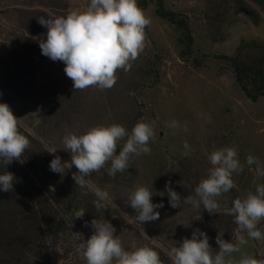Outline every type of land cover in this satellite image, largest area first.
<instances>
[{
  "label": "rangeland",
  "instance_id": "obj_1",
  "mask_svg": "<svg viewBox=\"0 0 264 264\" xmlns=\"http://www.w3.org/2000/svg\"><path fill=\"white\" fill-rule=\"evenodd\" d=\"M87 3L0 0V103L10 107L20 127L45 149L58 148L53 155H58L62 163L71 160L62 143L69 132L79 135L92 126L112 123L130 132L138 121H156L157 137L149 145L150 154L132 157L129 169L117 173L114 179L102 169L90 177V182L109 192L113 204L101 219L115 227L114 234L126 249L154 246L156 242L165 248L179 246L184 238H190L194 220L209 213L183 202L180 208L170 207L166 182L182 198L192 195L191 189L179 182L198 183L211 167L208 154L223 146H235L241 162L251 154L264 166V95L255 101L247 97L227 59L236 54L241 42L264 44V10L254 0H137L151 24L145 29V49L131 70L118 72V80L109 90L92 87L74 91L64 63L41 53L39 41L46 39L47 28L38 18L83 10ZM240 4L258 14V21L253 22ZM158 10L173 12L188 31L160 17ZM173 120L179 124L176 129L167 127ZM185 141L193 149L188 156L184 155ZM255 167L245 166L240 175L234 176L237 187L219 198L218 213L231 206L233 195L243 198L247 192H254V180L264 183V178L255 176ZM70 170L77 171L75 166ZM136 185L152 188V202L164 204L157 209L159 220L142 225L144 232L128 224L135 211L126 201ZM161 192L163 196L158 194ZM67 218L76 220L72 214ZM187 222L188 227L178 224ZM258 227L264 232V221ZM92 231L73 224L71 227V232L82 233L85 239ZM238 231L236 225L233 242ZM62 246L57 244V250ZM157 251L165 264L167 255ZM232 255L237 260L241 255L264 260V241L249 240L241 252ZM52 264L86 262L75 248L65 260L55 257Z\"/></svg>",
  "mask_w": 264,
  "mask_h": 264
},
{
  "label": "clouds",
  "instance_id": "obj_2",
  "mask_svg": "<svg viewBox=\"0 0 264 264\" xmlns=\"http://www.w3.org/2000/svg\"><path fill=\"white\" fill-rule=\"evenodd\" d=\"M38 22L47 28L46 39L39 41L41 53L54 62L64 63V72L72 80L74 91L92 87L105 91L115 86L117 73L130 71L133 62L144 51L145 29L151 24V19L138 6L137 0H88L83 10H71L52 18L40 17ZM207 122L211 123V117ZM155 124L156 121H138L130 132L118 123L95 125L79 135L69 132L63 136L62 143L71 160L62 163L56 155L49 168L63 176L75 166L77 171L71 174L75 185L83 190L84 195L91 191L95 197L92 201L95 211L104 212L113 201L107 190L90 182V177L104 169L114 179L117 173L129 169L132 157L150 154L152 149L149 145L157 137ZM167 127L176 129L179 124L173 120ZM184 131H187L186 126ZM30 147L31 140L21 131L18 118L6 103H0V166L13 161L23 164L24 154ZM183 147L185 156L193 151L187 141ZM57 149L46 147L45 150L53 154ZM207 159L211 167L198 183L179 182L190 188L192 195L182 198L166 182L170 207L180 208L183 202L212 215L221 207L219 198L237 187L234 176L240 175L245 166L251 169L255 165V176L264 178V166L259 159L249 154L241 162L235 146L216 148ZM14 181L13 173L3 172L0 174V190L12 191ZM253 187L254 192L249 191L245 197L233 199L231 206L224 207L223 213L233 217L239 231L233 242L226 241L224 232L219 230L215 237L218 245L215 251L209 244L208 235L198 228L193 229L191 238H184L179 246L165 248L156 242L154 246L126 249L114 234L115 227L108 220L97 218L90 222L93 231L87 239L82 233L71 232L72 239L86 264H163L157 249L165 252L171 264H264V260L251 255H241L238 260L232 255L241 252L249 240L264 241V232L258 227L264 221V183L254 180ZM158 194L164 195L163 192ZM152 195V188L144 185H136L128 193L126 205L135 211V215L129 216L128 224L142 232L143 224L159 220L157 209L164 207L163 202L153 203ZM85 211L78 209L72 216L82 219ZM178 224L189 226V222ZM85 226H89L88 222Z\"/></svg>",
  "mask_w": 264,
  "mask_h": 264
},
{
  "label": "trees",
  "instance_id": "obj_3",
  "mask_svg": "<svg viewBox=\"0 0 264 264\" xmlns=\"http://www.w3.org/2000/svg\"><path fill=\"white\" fill-rule=\"evenodd\" d=\"M254 1L264 10V0ZM240 8L253 22L258 21V14H253L242 4ZM157 13L188 31L185 22L175 19L173 12L158 10ZM227 59L237 85L247 97L255 101L264 95V44L241 42L236 54ZM20 129L31 140V147L24 154L25 162L13 161L0 166V174L7 171L15 177L12 191L0 190V264H52L55 257L65 260L74 252L76 243L72 239V224L86 230L92 229L91 220L101 219L103 211H95L92 204L95 197L90 191L84 195L83 190L75 185L71 175L73 171L69 169L63 176L52 172L49 164L54 155L48 153L27 131ZM235 198L238 196L233 195ZM120 202L118 200V205ZM81 208L86 210L82 219L73 221L67 218L74 213V209ZM85 222L89 226H85ZM235 226L233 217L223 212L207 214L194 220L191 234L196 228L204 231L215 251L218 249L215 241L217 232H224L223 238L233 241ZM57 244H63L60 253ZM165 264H171L169 258Z\"/></svg>",
  "mask_w": 264,
  "mask_h": 264
}]
</instances>
